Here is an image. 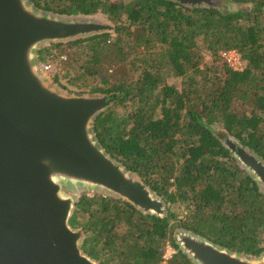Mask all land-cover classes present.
<instances>
[{
	"label": "trees",
	"instance_id": "1",
	"mask_svg": "<svg viewBox=\"0 0 264 264\" xmlns=\"http://www.w3.org/2000/svg\"><path fill=\"white\" fill-rule=\"evenodd\" d=\"M30 1L44 11L101 14L114 22V36L98 33L71 43L88 42L79 50L77 73L67 76L77 89L117 94L95 117V138L166 203V215L158 216L120 197L80 195L70 225L82 232L84 253L101 264H196L176 242V232L185 229L239 254L260 256L264 191L226 140L237 139L264 160V0H233L236 10L220 8L223 0L218 6ZM232 49L242 55V70L222 56ZM51 54L39 49V61ZM72 58L79 60L78 54ZM171 76L182 78L180 89L169 84ZM235 102L254 108L238 113ZM175 203L183 214L172 210ZM167 246L175 250L169 258Z\"/></svg>",
	"mask_w": 264,
	"mask_h": 264
},
{
	"label": "water",
	"instance_id": "2",
	"mask_svg": "<svg viewBox=\"0 0 264 264\" xmlns=\"http://www.w3.org/2000/svg\"><path fill=\"white\" fill-rule=\"evenodd\" d=\"M185 6L219 0H174ZM110 29L84 15L44 11L30 0H0V264H101L82 250L70 225L74 188L104 191L144 213L165 216L166 203L112 158L92 131L117 94H69L53 86L39 45ZM226 145L264 191V160L228 137ZM176 242L196 264H264L181 229Z\"/></svg>",
	"mask_w": 264,
	"mask_h": 264
},
{
	"label": "rangeland",
	"instance_id": "3",
	"mask_svg": "<svg viewBox=\"0 0 264 264\" xmlns=\"http://www.w3.org/2000/svg\"><path fill=\"white\" fill-rule=\"evenodd\" d=\"M112 1L121 2V1H128V0H112ZM225 7L228 9L231 8L233 10H236L240 6L238 4L235 5L233 3V0H226V2H225V0H223L220 8L225 9ZM85 17L109 24L110 29H108L102 33H108L111 36L115 35V33H116L115 32V24H114V22L109 20L106 16L101 15V14H95V15H88ZM90 36H92V35H85V36L83 35L81 37H76V39H70L68 41L58 42V43L43 42L42 44L39 45V47H38L39 49L49 48V50L52 51V54L48 58V61L40 62V64L41 65H43L44 63L45 64L46 63L52 64L51 71H45V70L44 71L48 77V80L51 82V84L53 86H56L59 90L65 92V93H69V94H89L91 92L90 91L91 87H87V86H82L81 88L77 89L76 86H74L70 83V77L67 76L68 72H70L71 75H75L77 73V71L79 69V65H81V63H82V59H81V55L79 53V50H84L86 48L85 45L88 44V42L84 41L82 43V45H72V44L74 42H77L80 40H85V39L89 38ZM56 44H60V46L54 47L53 45H56ZM60 52H65V53H63L65 55L59 56ZM77 54H78L79 60H74L72 58V56L77 57ZM66 59H67V62H66ZM206 60H210L209 56H207V55H206ZM55 75L59 76V81L55 80V78H54ZM168 82H169V84L176 86L177 89H180L181 83H182V78L171 76L168 78ZM127 104H129L128 100L125 101L123 104H118L117 105L118 110L122 111L124 109V106ZM234 106L236 107V110L238 113H242V112L250 113L252 111V109L254 108L253 104L250 102H247V103L235 102ZM84 193H86L89 196H92L94 194L109 195L106 192L100 191V190L83 188V187L74 188V194L77 198ZM172 210L177 211L180 214H183L185 212L183 206L179 203H175L172 206ZM174 252H175V250L172 247L167 246L165 257L166 258L171 257V255Z\"/></svg>",
	"mask_w": 264,
	"mask_h": 264
},
{
	"label": "built area",
	"instance_id": "4",
	"mask_svg": "<svg viewBox=\"0 0 264 264\" xmlns=\"http://www.w3.org/2000/svg\"><path fill=\"white\" fill-rule=\"evenodd\" d=\"M222 56L230 67L237 69V70L243 69V59L239 51L235 49L227 50V51L222 52ZM41 66L45 71H51L52 69V64L44 63Z\"/></svg>",
	"mask_w": 264,
	"mask_h": 264
}]
</instances>
